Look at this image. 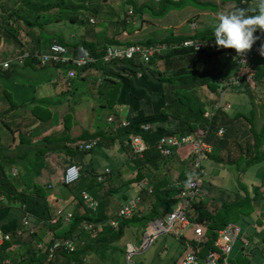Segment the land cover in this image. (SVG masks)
I'll list each match as a JSON object with an SVG mask.
<instances>
[{
  "label": "trees",
  "instance_id": "16d2710c",
  "mask_svg": "<svg viewBox=\"0 0 264 264\" xmlns=\"http://www.w3.org/2000/svg\"><path fill=\"white\" fill-rule=\"evenodd\" d=\"M124 4L128 8L137 7L135 0H123ZM215 15L220 11H230L236 8L245 9L247 14L254 15L255 9L258 7L259 0H215ZM12 2V5L10 4ZM93 0H77V3H67L64 0H0V46L5 44V49L8 46L14 47V54H10L9 58H16L22 54L24 49H41L43 32L48 34L46 26L50 27L52 21L62 20V16H66L71 22L78 23L84 21H94L93 17L101 8L102 4L107 3L108 0H100V6L97 3H93L94 7H85V3L92 4ZM167 2L169 0H159L157 7L164 6L166 9ZM226 6L224 9L223 7ZM156 7V8H157ZM56 9V15H51L52 9ZM144 8L151 9V6L143 3L138 5L137 9L142 12ZM70 9V10H69ZM158 9V8H157ZM164 9V11H165ZM66 10L69 12L67 13ZM85 10L86 13H83ZM162 12V10L158 9ZM162 12V14L164 13ZM204 12V11H203ZM143 13V12H142ZM206 13V12H205ZM198 13L193 14L187 18L186 21H195ZM53 18V19H51ZM61 18V19H60ZM122 23V28L130 31L127 28V20H117ZM216 21V20H215ZM215 24V23H214ZM203 26V29H195L192 33L187 34H168L160 40H152L147 38L140 42L144 45H157L163 44L164 50L154 52L147 60H141L139 58L133 59H120L110 62H103L101 55L103 50L108 45H128L133 42L124 40L123 34L121 38H111L103 40L102 42H93L90 40H79L69 46L74 50L79 45L85 47L91 55L97 56L98 61L91 63L84 70V73L79 74L82 70L78 71L77 76L69 81V85L61 81L64 76V70L58 65H43L42 68H50L55 66L58 69L53 73L54 79L51 80L52 84H57L60 80L65 86L66 90H73L75 85V79H86L88 72H95L97 77L91 78V85L86 87L88 89V95L95 97L97 102L96 106L107 111L106 118L111 120L108 122L104 129H95L93 132L83 128V131L74 136L71 134V123L78 124V120L74 119L69 122L68 116L63 114V126L58 132L52 131L45 133L39 140L31 143L36 146V149L32 152L37 161H33V178L31 183L27 181V188L21 189L13 183L12 176L5 170L1 161L6 160L8 163H13L15 157L8 158L0 151V229L2 232L9 233L10 239L0 244V264H69L71 260L81 263L82 256H87L88 260L92 259V264H106L105 261L109 260L111 263L117 262L110 259V253L114 251L116 243L125 235V229L131 226H140L143 229L151 218L157 217L160 213L159 206L156 207L159 201L168 200L172 194L177 193L181 186L176 184H168V180L162 178L160 181L153 183L152 193L155 195V202L152 206V210L145 215H141L138 212L132 213L130 216L118 215L120 209V200H116V203L109 206L107 204L106 195H115L119 189L114 182L118 178L119 170L109 173L111 176L112 184L108 189H105L104 196H97L94 192H97L102 186L101 183H95L94 172L89 171L86 167H81L80 176L77 180L70 184H65L63 181V173L61 175L62 180L59 183L61 193L64 195H72L74 202H76L75 208L72 211V216L67 221L65 219L66 210L61 209L58 213L54 214L55 202H53L54 196L51 194L50 189L47 188L48 164L47 155L49 154H62L67 156L71 150L81 154L85 149L87 151L92 150L96 145L103 146L107 142V146L113 144H119L122 147L121 141L117 142V136L119 134H141L147 141L149 148L145 151L143 158H137L134 162L138 166L137 174L128 178L125 182H133L138 186L143 180H146V174L141 172V167H146L148 170L155 171L158 169L160 163H163L167 159L158 154L154 150L155 142L165 134H173L178 137L186 135H196V130H202L204 140L207 136H215L220 126L226 130L225 135L230 133H240L235 137L236 139L245 138L247 134L251 137L245 143V153H241L240 156L232 163L233 165L239 164V162L245 163V168L248 165L259 163L264 160V122L259 128L256 127L255 110H249V115L236 111L233 118L226 119L224 115L228 114L226 109L220 108L211 119H207L204 116L205 110H207V104L199 101L197 90L200 84H205L209 91L213 94V101H217L221 93L217 89L218 82H229L232 86L247 87L250 83L246 80L245 74L247 72H253V80L255 82L254 89H258L260 85H264V54H261L260 45L264 44V39L261 37V32L257 30L254 35H258L260 38L256 41L259 44L257 51L247 50L249 54V66H239L234 60L233 56L237 55L231 48H215L210 50L203 48L201 50H195L193 47L183 46V42L188 39L195 41H213L212 28L214 26ZM39 26V28L35 27ZM121 28V29H122ZM33 30V33H32ZM55 33V32H54ZM118 33V32H117ZM29 36H32L30 38ZM121 39V40H120ZM60 41V40H58ZM57 41V42H58ZM64 41H60L63 43ZM263 42V43H262ZM44 46V45H43ZM164 52V53H162ZM2 55V52H0ZM5 60V59H4ZM0 60V62H2ZM210 63L209 69H201L206 63ZM161 63V67H159ZM32 66L33 62L29 59L25 60L22 64L17 63L16 60L9 61V67L2 69L0 66V79L3 77L8 79L13 71H17L18 68L24 69L26 66ZM159 64V65H158ZM246 67L247 71L242 72ZM252 70H249V68ZM66 68V67H65ZM89 69V70H88ZM237 78L238 82H230L231 78ZM64 79V78H63ZM96 80L98 83L96 84ZM24 90L20 95L23 99L28 98V91L22 85ZM86 89V91H87ZM4 92L5 89L1 88ZM60 92V91H59ZM57 92V93H59ZM8 98L11 93L4 92ZM3 94L2 96H4ZM16 99V98H15ZM33 100V97L31 98ZM30 99V100H31ZM35 100V99H34ZM33 102L38 103L36 100ZM43 102L47 101V98L37 99ZM14 102V101H13ZM233 104V103H231ZM12 105V104H11ZM10 105V106H11ZM48 107L53 109L58 108V105L47 103ZM35 105L32 107L34 116L39 121H48L52 117V112L46 108L44 111L39 110ZM56 106V107H55ZM12 108H6L0 113V119L6 116V112ZM125 118L129 121V126L123 128H116L120 119ZM247 122L246 127H240L238 122ZM51 121V120H50ZM148 123L152 126L148 131H142L140 125ZM218 123V124H216ZM10 129L11 127L8 126ZM239 129L241 132H239ZM13 132V128L10 129ZM111 130V135H108ZM228 132V133H227ZM223 133V135H224ZM222 135V136H223ZM244 136V137H243ZM252 139V142L250 141ZM1 141V138H0ZM20 142L28 143V138L24 135H19ZM2 143V141H1ZM112 145H109V144ZM239 149L244 148L242 141ZM59 144V145H58ZM87 145L91 148H87ZM127 145V144H126ZM2 146V144H0ZM4 147V145L2 146ZM213 149V147H212ZM30 150L23 151L21 157L29 153ZM211 151V150H210ZM205 152V156L210 157L214 162H220L218 157L214 154ZM70 160V159H69ZM67 162V161H66ZM46 164V165H45ZM232 164H225L229 171L232 169ZM70 165L69 163L67 164ZM66 165V166H67ZM67 166V167H68ZM66 169V167H65ZM202 172L195 171L197 175L204 176L205 170L201 164ZM228 171V172H229ZM116 173V174H115ZM208 173H206L207 175ZM205 175V176H206ZM241 175V174H240ZM49 176V175H48ZM31 177V175H30ZM29 177V178H30ZM91 177V180L88 178ZM110 178V177H109ZM239 178V176H238ZM30 179V180H31ZM108 179V176L105 177ZM147 179L149 176L147 175ZM182 179V178H181ZM29 180V179H28ZM181 181V180H180ZM239 182V179H237ZM211 182H202L199 184V192L202 196H196L189 203L187 207L189 224L187 228H192L194 223L206 224V236L207 240L203 243L201 251L197 253L199 260H203L205 254L209 250H216L214 240L217 237V230L225 227L228 222L236 223L240 219L248 226H253L255 222L251 217V214L260 207V200L264 201V198L260 195L258 197V189L261 185L264 186V176L262 177L260 184L255 185L254 191L247 192L245 195L232 193L234 196L232 199H223L220 195L214 199L210 198L211 195ZM51 187V185H50ZM92 189L91 195L98 201V207L95 211L85 208L83 204V198L80 195L82 190ZM58 189V190H60ZM231 194V195H232ZM224 195V194H223ZM127 196L124 193L121 200L125 201ZM226 197V195H225ZM72 199V201H73ZM258 200V202H257ZM118 203V204H117ZM123 204V203H122ZM116 206V207H115ZM115 207L113 212L115 214L109 215V209ZM166 207V206H165ZM19 209V211H18ZM30 214V215H29ZM28 216V224L24 226L22 219ZM33 217L38 221V225L43 226L40 231H29V218ZM52 218H55V222H51ZM256 220V219H255ZM63 223L67 226L64 227ZM92 227L88 229L87 224ZM37 225V226H38ZM36 226V227H37ZM46 227V228H45ZM100 227V230H98ZM256 231L255 226L252 227ZM17 230H21V235H17ZM258 233H264V227L257 230ZM263 232V233H262ZM46 233L47 241L44 240L43 235ZM48 236V234H50ZM184 231L180 234V240H185L183 236ZM24 235H28L24 238ZM256 235V234H255ZM75 236L74 242L81 247L76 248L75 251L66 252L62 248L57 249L54 256L46 260L48 251H39L36 248L37 243H47L51 245L56 240H63L65 238H72ZM83 241L82 244L80 242ZM192 245H195L194 241H190ZM17 244L21 246L22 252L15 254L10 252V248ZM247 245V244H246ZM109 253V254H108ZM244 252H242L243 254ZM252 253V252H251ZM264 254V252H263ZM109 255V259H108ZM240 264H247L249 260L246 258L249 256L243 254ZM9 260L6 261V260ZM237 260V259H236ZM236 260L229 259L230 264H236Z\"/></svg>",
  "mask_w": 264,
  "mask_h": 264
},
{
  "label": "rangeland",
  "instance_id": "374dc122",
  "mask_svg": "<svg viewBox=\"0 0 264 264\" xmlns=\"http://www.w3.org/2000/svg\"><path fill=\"white\" fill-rule=\"evenodd\" d=\"M64 1H66L67 3H71V0ZM135 1L138 2L142 0ZM143 1H147L146 4L150 5L151 9L144 8V10L142 11L144 12V14L142 13L141 17H139L140 10L137 9L138 5L136 8L132 7V9H130L126 4H124L123 0H108L107 3L104 2L102 4L98 13L92 16L94 19L93 22H89L87 21V18H84V21L74 23L69 21L68 19H65L66 16H62V20L52 21L50 27L46 26L48 34L42 33L41 39L43 40V42L47 41V44H49L51 42L50 40L52 39H55L56 41L62 40L64 41V45H71L74 42H77L79 40L81 41L83 39L93 42H102L104 40L107 43L106 40H109V37L111 38V36L115 35L116 39L121 38L122 33H124V40H128L130 42H142L147 38H150L152 40H160L164 36L171 33H192L195 29H203V26H212L216 20V8L214 5L216 3L215 0H169L172 2H167V5L165 6L166 9L164 8V6L157 7V4L153 0ZM96 2H98L100 5V0H97L95 2H92L91 5L90 3H85V7H88L89 5V7L92 8L94 7L93 3ZM10 4L12 5V2H10ZM156 7L162 10V12L165 9L164 13L162 14V12L159 11ZM225 7L226 6H224L223 9ZM55 11L57 12V10L54 8L51 11V15H53V17L56 15ZM66 12L69 13L67 10ZM82 12L86 13L85 10H82ZM195 13H198L199 15L196 17V28H193L191 26V21L186 20ZM133 16L134 18H136L134 21L131 20ZM124 19L130 20L127 24H125L127 28L131 29L130 31L123 29L122 26H120L122 25V23H120L119 21L117 22V20ZM36 28H39V26L37 25V27H35V31ZM52 29L55 33L49 31ZM261 36H263V34H261ZM29 37L32 38V36ZM46 48L47 46L42 49L46 50ZM6 49L5 44L4 46L3 44L0 46V52H2V55H0V60L9 58ZM232 50L235 52L234 49ZM263 62L264 57L263 60L259 63L263 64ZM159 64V67H161V63ZM209 64L210 63L207 62L206 65H204L201 69H209ZM246 67L243 70L245 72L247 71ZM58 69L61 68L59 67L56 69L55 66H51L50 68H42L41 66L33 63L32 66L29 64V66H26L24 69L18 68L17 71H13L8 79H5L3 77L0 79V89L3 88L5 89L4 92L11 93L10 97L8 98V96L0 90V113L4 112V109L12 106V108L6 112V116L0 119V138L2 141V143L0 141V144L4 145V147L0 146V151L4 154L5 157H8L10 159L15 157V161L11 164L6 160L1 161V163L3 164L5 170L9 171V175L11 173H14L12 174V179L14 180L13 183H15L18 188L21 189H26L28 186L27 181L31 183V178H33L32 176H34L32 165L35 157L32 151L36 149V146L31 143L39 140L45 133H50L54 129L60 131L62 127H64L62 120L64 113H67L66 115L68 116L69 122L74 119H77L79 122L77 125L74 124L75 122L71 123L72 128L70 131L74 136L80 134L83 131V128H87L88 131H93L98 128V125H100V128L103 129L107 125H109L108 122H106L107 111L100 108L99 106L95 107L97 104H95V102H97V100L92 95H88L89 92L86 88L91 85V78L97 77V74L95 72H88L86 79H75L76 87L73 90H66L65 86L61 83L63 78L61 79V81L59 80L56 85L52 84L51 82V80L54 79L53 73H55L56 70L58 71ZM249 70H252V68L250 67ZM262 80L264 81V78ZM249 81L250 83L247 87H243V85L238 87L232 86L229 82L225 81L218 82L219 84L217 89L222 94V99L227 103L226 110H228V114L224 115V118H233L234 113L240 110L241 112L249 115V110L253 109L255 110L256 127L259 128L262 123V117H264V85L262 84L258 87V89H254L255 82L253 80V77ZM95 83L97 84L98 81L96 80ZM22 85L29 92L28 98L23 99L22 96L15 95V93L23 94L24 90L22 89ZM56 90L57 92H60L56 93ZM3 94L5 95L2 96ZM197 94L199 96V101L207 104L206 112L208 111L207 114L209 115V111L210 113L213 111V109L209 108L213 107L216 102V100L213 101L214 96L212 92L209 91V89L203 83L199 85ZM32 97L33 100L35 99L38 103H34L31 99ZM40 98H47V101L43 102L37 100ZM48 102L56 104V106L58 105V108H54L52 111L50 106L48 107L47 105ZM35 105H40L36 108L41 111H44V109L46 108V111H48L49 109L52 112V117L50 119L51 121L48 120L42 122L37 120L33 115L36 111H32V107ZM261 114H263V116ZM55 123L57 125L52 126V124ZM237 125L246 128L248 126L247 122H245L244 120L242 122H238ZM8 126L13 128V132H11V128L9 129ZM195 132L201 136L205 135L202 130H196ZM239 132H241L240 129ZM111 133L112 132L110 130L108 135H111ZM225 133L223 136H219L217 134L215 136H207L205 140L211 145V147L209 145V147L211 148L209 154L216 155L220 160V162H214L210 157L205 156L204 160L202 161L203 169L206 172L204 176H200V180L202 182H211L210 191L212 196H210V198L214 197L212 201H214L215 197L218 195H220L221 198L223 197V199H232V197L234 196L233 194L236 192L240 194V196L245 195V193L247 192L252 193L254 191L255 185H259L262 177L264 176V160L259 163L248 165L246 168L244 162H239V164L237 165L232 164L240 156L241 153H245V143L249 140L251 135L247 134V136L249 135L248 138L245 137L236 139L235 137H238L237 135L240 133H230L228 135H225ZM19 135L26 136L29 142L26 143L18 141ZM125 138H127V135L119 134L116 140L118 142ZM241 141L242 145H244V148L242 147V149H239ZM250 141L252 142V139H250ZM109 145L112 144L110 143ZM190 145L191 144H185L181 146V148H175V150H178V152L182 151L183 153H188L190 151ZM105 146H107V142H105V144L103 145V147ZM100 149V145H96L92 150L84 151L81 154H77L76 151L71 150L65 161H63V159H65L66 155L63 152L62 154L54 153L47 155V161H49V164L47 166V176H49L47 178L49 179V181H51V184H53V186L51 187V184H48L47 188L50 189L51 194L53 195L54 193L61 192L58 190V187L60 186L57 183L56 178L60 176L62 169L64 168V163L66 161L78 157H84L86 160L90 158L92 159V162L93 160H99V154L97 152L100 151ZM116 149L118 150V148H114L113 152H115ZM26 150H30L29 153H27L23 157L19 156L23 151ZM175 150L171 154V157L163 163H160L158 169H156V172L151 175V185L152 183L162 178H167L169 181L172 180V182L176 180L175 177L172 178V176L173 173L177 175V173L180 171V168H175V166L173 165V160L175 161V159L177 158L175 162L180 163V155L177 156L176 154H174L176 152ZM35 161H37L36 158ZM92 162H90L87 167L88 172L93 171L98 173H105L103 171L105 166H110V171L111 169L113 171L117 169L116 166L113 165V161L110 156H107L104 158V160H102L103 163L101 167L95 166L93 168ZM225 164H232L233 167L231 171L228 170ZM127 166L128 165L126 164V166L124 165V167H122L121 171L119 170L121 176H128L125 175V173L127 172ZM141 170L146 171L147 169L144 166L141 167ZM206 173L208 174L206 175ZM111 178L112 177L108 175L107 184L111 182ZM237 179H239V182L237 181ZM46 181L47 183H50L48 180ZM261 186L262 187L259 186L257 192L258 197L260 195L262 196L261 192L264 189V186ZM102 187H105V184H102ZM98 188H100V185L98 186ZM106 188H104V190L99 189L98 192L94 193L98 197L104 196L105 191H107L105 190ZM92 189H94V187H91L89 190L92 192ZM125 194L127 197L132 196L133 188H127ZM68 197L69 195L60 196V201H57V203H55L54 205V214L58 213L61 209H68L73 207V205H76V202H74L73 198V205H71L69 201L72 199L68 201ZM105 198L107 199L106 202L109 206L116 203V200H113V196L111 195H106ZM260 202V208L263 209L264 201L261 199ZM141 204H144V208H139ZM164 204L166 205V208L162 209V212L163 210L166 212L174 208L176 209L180 205V200H167L164 202ZM145 205L148 206L149 203H139L137 209L138 211L136 212L141 214L147 212L149 208H147L146 211H142L146 208ZM115 207H110L109 215L115 214V211L113 212V209H115ZM161 217L164 218L163 215ZM235 224L240 227V231L239 236L234 244V249L231 252V259H237L236 264H240L241 258L244 257V253L242 254L240 249L246 248L247 250L243 252L249 255L246 258L247 260H249L247 264H264V257H261V255L264 256V233L261 234L258 233L257 230L254 231L251 226L246 225L245 223L240 221V219L237 220ZM37 225L38 221L33 217H30L28 228L32 231H40L43 226L42 224L41 226ZM66 226L67 225H65V227ZM49 235H51V233L48 234V236ZM27 236L28 235H24V238H26ZM141 236H144V232L142 234V232L140 233L138 230L135 231L132 227H127L126 235H124L118 243L114 244L115 249L110 253V255H114V260H118L121 264H133L130 262L127 263L124 259L126 258L127 260L128 258V255L126 254V242L132 243L135 238L138 239ZM43 238L45 241L49 239L46 233L43 235ZM177 240L178 237L175 234L168 231L161 232L155 237L154 241L146 250L139 252L138 254H134L131 260L136 261L138 264H170L171 256H180L185 248V246L181 245L182 243L180 244V241ZM235 249L238 250L235 251ZM10 252H14L15 254L21 253V246L19 247L17 244L13 245L10 248ZM251 252L253 253L252 258L250 257ZM161 254L162 257H160ZM112 256L110 257V259H113ZM9 260L10 259L6 261L9 262ZM88 262L89 264H92V259H89ZM105 263L113 264L109 260H106Z\"/></svg>",
  "mask_w": 264,
  "mask_h": 264
},
{
  "label": "built area",
  "instance_id": "2783aa9c",
  "mask_svg": "<svg viewBox=\"0 0 264 264\" xmlns=\"http://www.w3.org/2000/svg\"><path fill=\"white\" fill-rule=\"evenodd\" d=\"M93 21V20H92ZM257 41V40H256ZM253 43V48L251 51L256 52L259 44L257 42ZM183 46L193 47L195 50H201L207 48L214 50L216 48L214 42L212 41H195L192 39L185 40ZM165 46L163 44L157 45H144L140 43H131L128 45H108L101 55V60L103 62H110L120 59H133L139 58L141 60H147L154 52L159 50H164ZM234 60L239 66H248L249 65V54L245 52L241 56L234 55ZM26 59H30L36 65H60L63 66L64 76L63 80L66 84H70L69 81L73 80L77 76V72L88 64L98 61V57L91 55L86 48L78 46L75 49V52L72 53L65 46L53 42L48 48L44 51L39 49L26 50L22 54L18 55L14 60L17 63L22 64ZM3 69L9 67V61H5L1 64ZM66 67V68H65ZM246 80H250L253 77V72H247L245 74ZM237 83L238 79L233 77L230 79V82ZM223 93V92H222ZM227 103L222 99V95L215 102L214 106L209 108L213 111L209 115L207 112H204V116L209 120L215 114V112L220 109H226ZM111 120V117L108 118ZM119 127L129 126V121L125 118L120 119V122L117 124ZM152 126L148 123L140 125L142 131H148ZM115 129V128H114ZM224 128L219 127L216 134L221 136L224 133ZM127 143L133 149V152L137 156H141L142 153L149 147L147 141L140 135L134 134L129 135ZM185 144H192L195 148L196 155L193 158V167L195 171L202 172L201 164L205 158V152H210L209 144L206 143L203 136L201 135H186L183 137H178L173 134L161 136L154 144V148L162 156L170 155L175 148H181ZM88 147V145H87ZM110 172L108 168L105 169V173ZM80 176V167L72 164L69 165L65 170L64 180L67 184H70L78 179ZM96 180L102 181L103 176L98 175ZM199 175L193 177H188L183 181L180 190L176 194V198L180 200V206L167 213L163 217L156 218L155 220L149 221L144 230V236L139 245L133 243H127L126 245V254L128 255L127 261L136 253L146 250L150 244L154 241L155 237L161 232H171L179 235L183 230L187 228L189 224L187 207L189 203L194 199V197L200 194L199 184H200ZM262 197L264 198V189L262 190ZM83 198V203L95 210L98 206V201L92 197V195L86 191L81 192ZM137 203L132 200L128 203H124L118 215L121 216H130L136 209ZM71 217V213L65 215V219L68 221ZM51 222H55V218H52ZM22 224L26 226L28 220L26 217L22 219ZM88 229L92 227L90 224H87ZM206 224L203 223H194L191 228V236L186 239L185 248L181 254L179 260L174 264H202V260H199L197 253L201 251L203 243L208 239L206 236ZM30 230V229H29ZM32 230H30L31 232ZM240 227L237 226L234 222H228L225 227L217 230V237L214 240V245L217 248L216 250H210L205 256V264H229L228 254L230 253L233 245L236 242V239L239 236ZM17 235H21V230H17ZM72 238H65L63 240H56L51 245H48V260L54 255L57 249L62 248L66 252H72L76 249V243L74 242L75 236ZM10 238L9 234L0 233V244L4 240ZM190 241H194L195 245H192ZM83 241L80 242L82 244ZM247 244V243H246ZM41 247V244H38ZM69 264H75L74 261H70Z\"/></svg>",
  "mask_w": 264,
  "mask_h": 264
},
{
  "label": "crops",
  "instance_id": "0c3cea01",
  "mask_svg": "<svg viewBox=\"0 0 264 264\" xmlns=\"http://www.w3.org/2000/svg\"><path fill=\"white\" fill-rule=\"evenodd\" d=\"M95 1H97V0H93V2H95ZM156 4L159 2V0H153ZM71 3H77V0H71L70 1ZM143 2H145V3H147V1H138L137 2V5H140V4H143ZM98 5H99V3L98 2H96ZM101 3V2H100ZM98 5H97V7H98ZM100 6V5H99ZM141 14H142V12H140V16L139 17H141ZM143 14H144V12H143ZM136 18H134V16L132 17V19L131 20H135ZM127 20V22H129L130 20L129 19H126ZM196 23H195V21H193V22H191V26L193 27V28H196ZM46 31H47V28H46ZM50 32H54L53 31V29L52 30H49ZM48 32V31H47ZM44 34H46L45 32H43ZM263 34V36H261L263 39H264V33H262ZM111 38H115V35L114 36H111ZM110 37L108 38V39H111ZM52 40H55V39H52ZM52 40H50V41H52ZM42 44L44 45H41L42 47H41V49L42 48H45V46H47V41H45V42H43V40H42ZM7 54L8 55H12V54H14L15 53V51H14V47L13 46H8L7 47ZM242 72H244V71H242ZM56 89V88H55ZM56 93H57V90L55 91ZM222 95V94H221ZM229 102V101H228ZM231 104V103H230ZM56 107V106H55ZM206 111V110H205ZM227 112H228V110H227ZM262 116H263V114H261ZM35 117V116H34ZM53 121H55V120H53ZM37 122H39V121H37ZM264 122V117H262V123ZM261 123V124H262ZM39 124V123H38ZM59 124V123H58ZM216 124H218V123H216ZM57 124L55 123V124H52V126H56ZM51 128V127H50ZM53 128H55V127H53ZM54 131H58L57 129H54ZM94 131V130H93ZM93 131H90V132H93ZM125 135H127V134H125ZM129 135H134L133 133H131V134H129ZM129 135H127V138H125V139H122V140H120L121 141V144H122V147L119 145V144H113L112 146H110L109 148H106V147H103V146H100L101 147V149H100V151H98L97 153L99 154V160L97 159L96 161L95 160H93V162H92V159H85L84 157H78V158H74V159H70V160H68L67 162H65L64 163V170H65V167H67L68 165V163L69 164H72V163H75V164H78V165H80L82 168H84V167H88V165L90 164V162H92V167L94 168L95 166L96 167H101V165H102V160H104V158L105 157H107V156H110L111 157V159H112V161H113V165H115L116 166V170H120L121 171V169H122V167H124V165L126 166V164L128 165L127 167H126V170H127V172L125 173V175H128V176H121V174H120V172L118 173V178H115L116 180L114 181V182H116V185H117V183H118V191L117 192H115L116 194L115 195H113V200H120L121 201V203H119L120 204V208H121V206L124 204V203H128V202H130V201H132V200H134L136 203H137V208L135 209V212L136 211H138L137 209H138V206H139V203H149V205L148 206H146V208L145 209H143L142 211H146V209L147 208H149V210L147 211V212H145L144 214L142 213H139V214H141V215H145V214H147L148 212H150L151 210H152V206L154 205V202H155V195H154V193H152V189L149 191L147 188H144V187H142L141 185H136L135 184V181H134V183L133 182H130V183H128V182H125L124 183V181H127V179L128 178H131V177H133V175L134 174H137V172H138V166H137V164L134 162V160H136L137 158H143L144 157V153H145V151L148 149H146L143 153H142V155L141 156H137L134 152H133V149H132V147L130 146V144L129 143H127V139H128V137H129ZM138 135H140V136H142L141 134H138ZM165 135H168V134H165ZM143 137V136H142ZM144 138V137H143ZM145 139V138H144ZM146 140V139H145ZM207 144H209L208 142H206ZM127 144V145H126ZM210 145V144H209ZM2 146H3V144H2ZM211 146V145H210ZM114 148H118V150L116 149L115 150V152H113L114 151ZM154 150L155 151H157L155 148H154ZM109 151V152H108ZM176 151V150H175ZM174 152V151H173ZM159 154V153H158ZM174 154H176L177 156L178 155H180V163L179 162H175L176 161V159H175V161L173 160V165L175 166V168H180V171L177 173V175H175V173H173V176H172V178L173 177H175V179L176 180H174V182H172V180L171 181H169L167 178L165 179V180H168L167 182H168V184H176V185H182V183H183V181H185L188 177H193V176H195V175H197L196 173H195V169H194V167H193V158L195 157V155H196V151H195V148H194V146L191 144L190 145V151L187 153V152H182V151H179L178 152V150L174 153ZM164 157V156H163ZM171 157V155L170 156H168V157H165L166 159H168V158H170ZM101 158V159H100ZM67 165V166H66ZM106 168H108L109 170H110V166H108V167H104V172H105V169ZM147 169V168H146ZM190 169V170H189ZM112 170V169H111ZM115 170V171H116ZM7 172H9L8 170H7ZM141 172H143L144 174H146V179H147V175L149 176V179L151 178V175L152 174H154L155 172H156V170L155 171H152L151 172V170H141ZM148 172H149V174H148ZM62 173H63V171L61 172V174H60V176H58L57 178H56V181H57V183L59 184L60 183V181L62 180V178H61V175H62ZM12 174H14V173H11L10 175L13 177V175ZM98 175H102L103 176V181L102 182H98L97 180H96V177L98 176ZM109 174H106V173H98V172H94V177H95V183H101V185L102 184H105V187H100V189L101 190H104V188H106L108 185H110V184H112L111 182H113V180H111V182H109L108 184H107V182H108V180L107 179H105V177H107ZM46 177H48L47 176V174H46ZM62 177H63V175H62ZM182 178V179H181ZM89 180H91V177H89L88 178ZM48 181H49V179H47ZM161 179H159V180H157L156 182H158V181H160ZM181 180V181H180ZM50 182V184H51V181H49ZM156 182H154V183H156ZM55 184V183H54ZM51 186H53V184H51ZM152 187H153V184H152ZM109 188V186L106 188V189H108ZM127 188H133V195L132 196H130V197H126L125 199V201H123V200H121V198H122V195L124 194V193H126V191H127ZM264 188V187H263ZM58 189H60L59 187H58ZM59 191H61V189L59 190ZM84 191H86V192H88V193H90L91 194V191L90 190H84ZM98 192V191H97ZM68 194V193H67ZM67 194H65V195H67ZM176 194L177 193H175V194H172L171 196H170V198H168V200H171V201H173L174 199H178V198H176ZM64 194L63 193H61V192H57V193H54L53 194V196H54V200H53V202H55V203H57V201L59 202L60 201V196H63ZM119 195V196H118ZM198 196H202V193H200ZM72 198H74L71 194L69 195V197L67 198V200L69 201L70 199H72ZM112 199V198H111ZM72 200H70L69 202H70V204L71 205H73V201L71 202ZM165 201H167V200H163V201H159L158 202V204L156 205V207H158L159 206V211H160V213H159V215L157 216V217H154V218H151L149 221H152V220H155L156 218H159V217H161L162 215L163 216H165V215H167V213H170L171 211H173L174 209H172V210H169V211H164L163 210V212H162V209H164V208H166L165 206V204H164V202ZM123 203V204H122ZM181 203V202H180ZM84 204V203H83ZM118 204V203H117ZM75 205H73V207H71V208H68V209H65L66 211H73V209L75 208L74 207ZM84 206H86L85 204H84ZM180 206V205H179ZM85 208H88L89 210L91 209V208H89V207H85ZM139 208H144V204H141L140 206H139ZM260 207H257V209L251 214V217L254 219V223H253V226L252 227H254L255 226V230H260L261 228H263L264 227V208L263 209H261ZM92 210V209H91ZM120 210V209H119ZM119 210H118V212H119ZM93 211V210H92ZM30 215V214H29ZM27 219H28V216H25ZM31 217V216H30ZM256 219V220H255ZM148 221V222H149ZM148 224V223H147ZM146 224V225H147ZM65 223H63V226L65 227ZM135 231H139L140 233L142 232V234H143V232H144V230H145V228L143 229V231H142V227H138L137 225L135 226H131ZM0 233H5V232H2L1 231V229H0ZM191 233H192V231H191V228L190 227H188L187 229H185L184 230V233H183V236H184V238H185V240L182 242L181 240H180V234L179 235H176L175 233H173V234H175L177 237H178V240L180 241V244L181 245H183V246H185V242H186V239L187 238H189L190 236H191ZM263 233V232H262ZM6 234H9V233H6ZM10 235V234H9ZM125 235H126V229H125ZM142 239H143V236H141V237H139L138 239H136L135 238V240L134 241H132V243L133 244H140L141 243V241H142ZM177 240V241H178ZM127 243H129V242H126V245H127ZM38 244H41V247H39L38 246ZM125 246V245H124ZM234 246L235 245H233V247H232V249H231V251H230V253L228 254V260L229 259H231V252H232V250L234 249ZM36 247H37V249H39V251L41 252V251H48V244L47 243H45V242H43V243H37L36 244ZM238 250V249H237ZM236 249H235V251H237ZM241 250V252H243V251H246L247 249L246 248H243V249H240ZM210 251V250H209ZM208 251V252H209ZM207 252V253H208ZM49 253V252H48ZM207 253L205 254V256L207 255ZM136 254H138V253H136ZM163 254V253H162ZM162 254H161V256L160 257H162ZM244 254H245V252H244ZM177 255V254H176ZM110 256H112V255H110ZM114 256V255H113ZM112 256V257H113ZM181 256V255H180ZM180 256H171V258H170V264H174V263H176L178 260H179V258H180ZM205 256H204V259L202 260V264H205ZM252 256H253V253H251L250 254V257L252 258ZM133 256H131V258H132ZM261 257H264L263 255H261ZM47 258H48V256H47ZM47 258H46V260H47ZM131 258L127 261L126 260V258H124L125 259V261L127 262V263H133V264H138L136 261H133V260H131ZM113 259H115L114 257H113ZM115 261V260H114ZM124 261V262H125ZM117 263L116 264H121L118 260L116 261ZM125 262V263H126ZM252 262V261H251ZM229 264H230V262H229Z\"/></svg>",
  "mask_w": 264,
  "mask_h": 264
},
{
  "label": "clouds",
  "instance_id": "9594fccd",
  "mask_svg": "<svg viewBox=\"0 0 264 264\" xmlns=\"http://www.w3.org/2000/svg\"><path fill=\"white\" fill-rule=\"evenodd\" d=\"M254 11L256 13L254 15L247 14L246 10L242 9V8H236V9H233L230 11H220L217 14L215 24L212 28V38H213L215 46L217 48L223 47L225 49H227V48L234 49L237 56H241L247 50H249L252 47L253 43L260 38L258 35H254V33H256L257 30H259V32H261V33H264V0H259L258 7ZM53 42H57V41L52 40L49 44H47V48ZM57 43L65 46L72 53H74L75 49L77 48L76 47L74 50H72V49H70L69 46H66L60 42H57ZM133 43H137V42H133ZM116 45H119V44H116ZM79 46H82V45H79ZM83 48H85V47H83ZM26 50H31V49H24V51H26ZM32 50H34V49H32ZM39 50L44 51L43 49H39ZM260 51H261V54H264V44L260 45ZM14 59H15L14 57H12V58L10 57L8 59L5 58V60L3 59L4 61L0 62V66L3 62L14 60ZM41 66H43V65H41ZM58 66H60V65H58ZM87 66L83 67L82 69H85ZM60 67L63 68V66H60ZM2 69H3V67H2ZM83 73H84V70L79 72L80 76ZM97 78H99V77H97ZM107 120H108V118H107ZM108 121H110V120H108ZM114 128L118 129V125L115 126ZM119 128H122V127H119ZM89 147L91 148L90 145H89ZM89 147H87V148H89ZM84 151H87V149H85ZM170 155H168V156H170ZM168 156H164V157H168ZM72 164H75V163H72ZM72 164H70V165H72ZM75 165L80 167V172H81V166L78 164H75ZM110 172H108L106 174H109ZM64 175H65V171H64ZM63 181L65 184H67L64 180V176H63ZM102 181H99V182H102ZM140 185L144 188H147L149 191L153 188L152 185L150 184V179L143 180ZM82 191H84V190H82ZM81 192H80V195H81ZM136 208H137V206H136ZM95 210H93V211H95ZM69 212L71 213V216H72V211H68L67 213H69ZM134 212H135V210H134ZM89 224H91V223H89ZM98 230H100L99 227H98ZM4 241H6V240H4ZM78 247H81V245H76V248H78ZM81 258H82L81 263L75 262V260H71V261H74L75 264H89V262H88L89 260H88L87 256L84 255Z\"/></svg>",
  "mask_w": 264,
  "mask_h": 264
}]
</instances>
